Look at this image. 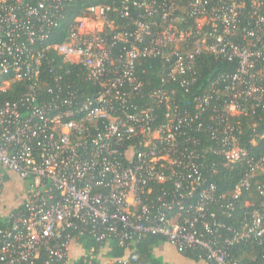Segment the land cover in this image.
Masks as SVG:
<instances>
[{
	"label": "built area",
	"instance_id": "built-area-1",
	"mask_svg": "<svg viewBox=\"0 0 264 264\" xmlns=\"http://www.w3.org/2000/svg\"><path fill=\"white\" fill-rule=\"evenodd\" d=\"M81 1L0 0V264H74L86 234L130 251L100 264L146 235L264 264V0H109L52 42ZM203 56L237 68L199 92Z\"/></svg>",
	"mask_w": 264,
	"mask_h": 264
},
{
	"label": "trees",
	"instance_id": "trees-1",
	"mask_svg": "<svg viewBox=\"0 0 264 264\" xmlns=\"http://www.w3.org/2000/svg\"><path fill=\"white\" fill-rule=\"evenodd\" d=\"M109 0H83L81 2L75 3V5L72 6L69 12H67V17L66 21H63L60 24V28L58 29V32L52 36V42L58 43L61 42L62 39L65 36V31L68 25H70L74 19V17L78 15H82L84 12V8L87 6H91L93 4L97 3H105L108 2ZM185 1V0H183ZM251 0H246V5L247 7L244 10V15L249 10V2ZM56 62L55 65H60L61 63V58L60 57H55ZM199 69H201V81L198 85V91L203 92L205 91V88L209 86L211 80H213L216 76H219L221 74L225 73H234L237 65L236 62H227L223 61L220 58H214L212 56H203L200 59V64L198 65ZM142 68L146 70V74L144 76L145 79L148 78H153L155 82H157V76L159 74V62L157 59H152V60H145L142 62ZM209 76L208 79H206ZM71 85H73L75 88L78 90H83L86 87V83L83 84L81 82H77V80L73 78L70 80ZM188 98V97H187ZM251 120H246V122H250ZM247 123H244V126H246ZM260 127H263L262 125H259ZM194 136L199 137V135L194 134ZM227 173L222 176V187H220L224 191H228L237 181V176L231 175V176H226ZM221 179V177H220ZM218 186H220V182L218 180ZM219 188V189H220ZM156 191V190H155ZM77 235V233H74ZM79 246H81L83 253L80 254L78 260L74 262V264H100L99 262L95 261V258L93 255H96L97 253H100L99 255H103L105 261L108 259H114L121 257L122 255H129L130 251H128L126 248H121L117 245L116 241H112L109 243L107 249H103L102 251H99L100 246L94 242L86 234L85 237L80 238V240L77 242ZM162 244H167L171 246V244L168 242V240L165 237L161 236H150L146 235L144 236L140 241H138L135 245V252L139 256L138 262L132 263L129 262V264H166L163 262L161 259L162 257L158 256L156 253V249L158 246ZM172 247V246H171ZM174 249V247H172ZM262 246H257V245H248L247 247L244 248H234L232 249L233 253L235 255H243V261L248 262L249 259L252 256H260V249ZM93 249L95 252H90V250ZM175 250V249H174ZM184 260L187 261H193L194 263H205L209 264L206 262L200 253L198 251H190V250H185L181 253H178ZM256 254V255H254ZM201 256V257H200ZM112 264H120V263H112Z\"/></svg>",
	"mask_w": 264,
	"mask_h": 264
},
{
	"label": "crops",
	"instance_id": "crops-1",
	"mask_svg": "<svg viewBox=\"0 0 264 264\" xmlns=\"http://www.w3.org/2000/svg\"><path fill=\"white\" fill-rule=\"evenodd\" d=\"M158 256L162 257L161 259L166 264H205L202 262L194 263L193 261L184 260L171 246L162 244L159 245L156 249ZM75 254H78V249H76Z\"/></svg>",
	"mask_w": 264,
	"mask_h": 264
},
{
	"label": "rangeland",
	"instance_id": "rangeland-1",
	"mask_svg": "<svg viewBox=\"0 0 264 264\" xmlns=\"http://www.w3.org/2000/svg\"><path fill=\"white\" fill-rule=\"evenodd\" d=\"M12 188H13V190H12ZM5 194H6V196H7V194L9 193V192H11V191H18V187L16 186V185H10V184H8L7 186H6V188H5Z\"/></svg>",
	"mask_w": 264,
	"mask_h": 264
}]
</instances>
